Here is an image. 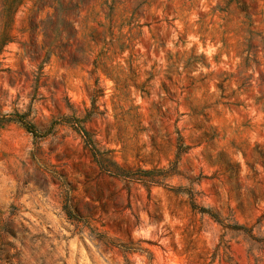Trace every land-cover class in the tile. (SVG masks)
I'll return each instance as SVG.
<instances>
[{
	"label": "rangeland",
	"instance_id": "obj_1",
	"mask_svg": "<svg viewBox=\"0 0 264 264\" xmlns=\"http://www.w3.org/2000/svg\"><path fill=\"white\" fill-rule=\"evenodd\" d=\"M0 264H264V0H0Z\"/></svg>",
	"mask_w": 264,
	"mask_h": 264
},
{
	"label": "trees",
	"instance_id": "obj_2",
	"mask_svg": "<svg viewBox=\"0 0 264 264\" xmlns=\"http://www.w3.org/2000/svg\"><path fill=\"white\" fill-rule=\"evenodd\" d=\"M24 126L35 133L33 131L31 125H28L27 123H24ZM82 137L84 138L85 144L91 149L93 159L98 166L99 170L102 173L116 176L119 178H124L127 181H140L145 184H160V181L163 180L166 177H169L172 175L171 172L176 170V163L171 164L170 168L166 169H151V170H134V171H128L125 170L119 166H117L111 159L108 157L105 153L100 152L95 145L93 144L89 134L84 129H79ZM179 149H182V146H179ZM140 172L141 174H139ZM178 189H175V192ZM190 207L192 209L198 210L199 212L209 213L208 209L204 207H199L193 199L190 197L189 201ZM213 216V215H212ZM237 229H242V227H236ZM249 234V232H248ZM251 236V235H250Z\"/></svg>",
	"mask_w": 264,
	"mask_h": 264
}]
</instances>
